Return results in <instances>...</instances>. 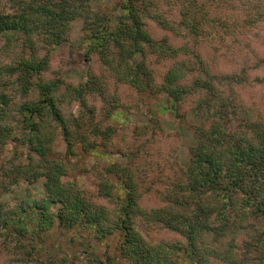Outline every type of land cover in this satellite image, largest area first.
Segmentation results:
<instances>
[{
    "label": "trees",
    "instance_id": "16d2710c",
    "mask_svg": "<svg viewBox=\"0 0 264 264\" xmlns=\"http://www.w3.org/2000/svg\"><path fill=\"white\" fill-rule=\"evenodd\" d=\"M233 1L119 0L109 12L100 0H0V237L35 250L56 229L84 232L81 244L95 263L91 241L114 238L122 264H264V118L238 100L246 72H216L204 54L216 52L211 36L264 16L263 0H248L240 23ZM75 21L84 58H95L101 73L88 68L70 84L47 74L50 53ZM150 23L165 34L153 35ZM129 90L141 103L135 108L121 100ZM161 97L159 111L196 121L185 166L153 148L162 129L145 98ZM125 109L143 111L146 123L117 138L107 122ZM58 131L66 156L123 160L97 169L99 201L66 180L67 163L53 158ZM20 182L25 198L2 200ZM151 193L156 201L146 205Z\"/></svg>",
    "mask_w": 264,
    "mask_h": 264
},
{
    "label": "rangeland",
    "instance_id": "374dc122",
    "mask_svg": "<svg viewBox=\"0 0 264 264\" xmlns=\"http://www.w3.org/2000/svg\"><path fill=\"white\" fill-rule=\"evenodd\" d=\"M118 2L119 0H100L98 4L99 8L111 12ZM247 2L248 0L233 1L236 7L232 9L231 14L233 19L240 20V23L245 20L243 17L246 11L249 10ZM261 10L264 13V0ZM118 13L116 11V15ZM81 26L80 21L72 23L67 41L50 53V69L47 74L49 78H63L66 83L76 84L80 82L88 68L95 71V73H101L95 58H92L91 62H87L84 58L81 44ZM149 29L155 36L165 34L152 23L149 24ZM166 35H169L177 42L173 35L169 33H166ZM214 36L210 38L212 41L217 40V42L215 41L216 44H214L216 52H204L205 60L212 65L213 70L216 72L230 73L234 72L236 68L244 70L247 81L244 85L236 88L238 100L244 107L254 108L255 114L264 118V67L255 66V59L264 61V16L251 26L244 27L240 24L238 33H227L222 38L218 35ZM112 92L113 90L110 88V93ZM129 93L132 96L120 93L122 102L133 108L135 107L131 103L141 104L133 92L129 90ZM163 99L162 97L159 100L145 98V102L146 105L153 106L159 111L163 106ZM89 103H96V107L99 110L101 104L98 99L90 98ZM125 111L128 115L118 117L113 123L107 122V124L115 126L117 138L121 136L127 138L135 125L146 123L147 114H144L143 111L137 112L135 109H125ZM157 114L162 130L158 134L156 146H153V148H158L163 153H175L178 156V165L185 166L188 159V147L195 138L193 124L196 121L194 117L187 114L185 118L178 119L172 114L162 111ZM53 151V158L64 160L67 163L68 175L66 180L76 181L87 195L97 201H99L95 177L97 169L113 162H122L124 164L122 159L110 155H102L100 152L66 156V144L60 131L56 134ZM26 186L25 182H20L13 192L2 195V200L13 203L20 198H25ZM31 189L34 198H39L42 194V189L38 186H34ZM147 195L144 197L145 204H153L156 201L155 195L152 193ZM105 205L110 206L107 202H105ZM85 235L87 234L84 232L79 234L75 230L60 231L56 229L44 238L42 243H37L35 250L30 248L24 241L19 243L13 238L0 237V264H46L49 257L55 256L57 260L58 255L63 256L65 254L68 256V264H122L117 258L116 239L109 238L104 241H91L92 246L95 247L96 257L99 260L95 263L94 257L81 244ZM158 236H156L158 240L160 238L168 240L165 236ZM107 256H110L111 260H107Z\"/></svg>",
    "mask_w": 264,
    "mask_h": 264
}]
</instances>
